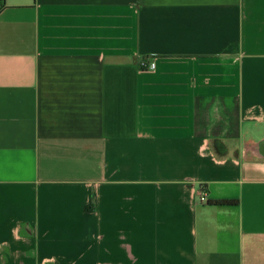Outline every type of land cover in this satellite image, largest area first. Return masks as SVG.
<instances>
[{"label":"crops","instance_id":"0c3cea01","mask_svg":"<svg viewBox=\"0 0 264 264\" xmlns=\"http://www.w3.org/2000/svg\"><path fill=\"white\" fill-rule=\"evenodd\" d=\"M0 3V264H264V0Z\"/></svg>","mask_w":264,"mask_h":264},{"label":"trees","instance_id":"16d2710c","mask_svg":"<svg viewBox=\"0 0 264 264\" xmlns=\"http://www.w3.org/2000/svg\"><path fill=\"white\" fill-rule=\"evenodd\" d=\"M215 203L218 205H234L236 204V201L223 200V201H216Z\"/></svg>","mask_w":264,"mask_h":264},{"label":"built area","instance_id":"2783aa9c","mask_svg":"<svg viewBox=\"0 0 264 264\" xmlns=\"http://www.w3.org/2000/svg\"><path fill=\"white\" fill-rule=\"evenodd\" d=\"M3 4H1L0 3V13L2 12V10H3ZM153 67V66H152ZM200 201L202 202V203H205L206 201H207V199H206V195L205 194H202V196H201V198H200Z\"/></svg>","mask_w":264,"mask_h":264}]
</instances>
